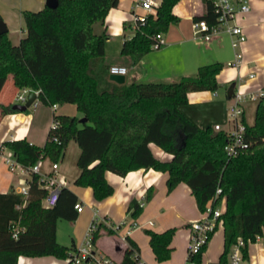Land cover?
<instances>
[{
    "label": "trees",
    "instance_id": "obj_1",
    "mask_svg": "<svg viewBox=\"0 0 264 264\" xmlns=\"http://www.w3.org/2000/svg\"><path fill=\"white\" fill-rule=\"evenodd\" d=\"M178 2L161 0L155 12L147 13L134 36L123 41L122 54L136 63L152 50L156 33L166 31L179 19L174 12ZM118 4V0H58L57 7L24 9L27 33L19 43H14L8 32L0 34V93L11 75L18 89H39L38 98L52 105L77 103L88 118L81 121L78 115L55 114L59 126L50 128L44 145L17 138L4 141L2 146L12 149L17 160L28 166L45 157L58 162L69 140L75 139L80 146L77 165L81 171L74 184L91 186L97 199L115 190L106 179L108 170L126 175L143 166L169 171V190L181 181L187 182L202 211L226 199L220 216L225 249L219 259L226 262L240 236L255 240L264 233V91L254 123L246 122L249 148L229 157L225 148L228 131L212 124L200 127L181 109L189 102L191 90L220 87L217 75L223 63L206 62L196 73L174 81L128 82L112 78L111 64L105 61L110 36L107 31L96 32L94 24L104 21L108 11ZM206 5L205 13L197 18L215 21L212 1L206 0ZM150 142L171 152L172 159L156 157ZM39 177V173H32L28 196L16 189L0 192V264H18L21 254L65 258L73 248L58 240L57 226L62 217L78 218L75 205L79 196L69 185L61 184L56 205L44 206L42 200L48 188L40 184ZM219 187L221 192L217 193ZM154 192L155 188L149 187L144 201L150 200ZM143 205L134 198L128 207L131 216L139 217ZM15 227H19L16 236ZM102 227L110 234L114 232L100 223L96 241ZM176 230L177 227L161 232L145 228L159 261L171 257L174 248L170 244ZM127 241L120 264H132L131 248H138L131 236ZM207 245L190 254L189 259L202 264ZM247 251L246 245L245 255Z\"/></svg>",
    "mask_w": 264,
    "mask_h": 264
},
{
    "label": "crops",
    "instance_id": "obj_2",
    "mask_svg": "<svg viewBox=\"0 0 264 264\" xmlns=\"http://www.w3.org/2000/svg\"><path fill=\"white\" fill-rule=\"evenodd\" d=\"M156 1L161 3V0ZM118 2V5L108 11L104 21L95 22L94 29L98 33L103 31L109 33L110 37L107 39L105 48L106 63L127 65L129 71L125 74L126 81H174L184 75L196 73L200 65L206 62L219 61L224 65L217 75L220 85L225 86L223 93L220 89L219 91L218 89L191 90L188 93L189 102L181 107L182 111L200 127L219 123L222 129H234L235 123L230 119L228 112L235 98L234 95L229 96L228 91L230 85L235 82V92L241 91L246 96L243 102V118L247 123H254L257 104L264 91V0H249L250 10L238 14L237 21L243 25L246 33V39L239 43L238 49L233 47L232 37L228 32L223 31L206 42L195 38L193 21L197 16L205 13L206 0H179L174 6V12L179 19L173 21L163 32L167 42L147 52L136 63L130 56L122 54L121 47L123 41L134 36L136 32L135 15L147 11L139 4V0H118ZM45 5H47L46 0H0V14L7 22L8 35L14 43H19L27 33L24 25L26 24L23 16L24 9L39 10ZM113 40L116 43L119 42L120 54H114L109 49ZM238 51L242 53V62L233 64ZM10 81L9 85H7L8 80L6 81L0 93V146L6 140L17 138H28L32 143L44 145L55 114H78L77 103L67 105L59 102L57 107H54V104L42 102L40 99L37 105L29 106L33 109L14 108L17 102H13V97H16L17 90L20 89L14 85L13 77ZM208 102H214V104L210 105ZM189 107L192 110H189ZM250 119L253 121L250 122ZM150 147L158 158L171 160L173 157L171 152L155 142H150ZM11 151L13 150L7 147L5 153ZM53 162L50 157H45L40 166L42 172H55ZM58 164L56 173L59 179L63 178L61 184L69 185L79 196V200L85 204L84 209L78 211V218L74 219L76 224L81 223L77 236L73 237L71 242L61 243L77 246L85 239V233L94 216L97 215L101 223L113 229L115 233L121 234L123 240L125 236L126 238L131 236L137 242L141 257L142 247L146 245L154 258V261H150L142 257L148 263L164 264L167 261V264H187L191 240L188 224L203 216L197 198L187 182L181 181L173 190H169L167 182L169 171L167 170L143 166V168L128 171L126 175L108 170L106 179L114 185L115 190L110 196L97 199L91 186L74 184L81 168L70 181L59 161ZM31 177L32 173L27 171L19 161L10 165L0 160V192L7 193L12 189L20 192ZM151 186L155 188V192L150 200L144 201V196ZM134 198L144 202L143 210L137 218L131 216L128 210ZM222 202L224 206L221 207L224 209L226 199ZM169 227H177L178 230L170 244L174 249L170 258L159 261L150 245V234L145 231V228L161 232ZM141 229H144V237L137 234V230ZM220 231L223 232L221 235ZM105 233L108 232L105 231ZM179 235L184 238V241L181 244V240H178L177 245L176 240ZM58 240L60 241L59 234ZM224 242V226L219 225L208 242L201 263L218 262L225 249ZM96 243L99 249L118 260L123 259L125 248L128 246L127 240L120 243L113 240L104 241L101 236ZM247 246L248 251L243 264H264V233L255 240H251ZM116 253H121L119 258ZM18 264H67V260L53 254L30 256L21 254Z\"/></svg>",
    "mask_w": 264,
    "mask_h": 264
},
{
    "label": "built area",
    "instance_id": "obj_3",
    "mask_svg": "<svg viewBox=\"0 0 264 264\" xmlns=\"http://www.w3.org/2000/svg\"><path fill=\"white\" fill-rule=\"evenodd\" d=\"M213 4V13L215 16V21H211L209 18H195L193 21V33L194 37L201 39L202 41H210L215 36L220 35L223 31L228 32L232 37V45L235 49H238L239 43L246 39V33L244 32L243 25L237 21L238 14L240 12H247L250 10L249 0H211ZM139 4L147 11L143 14L135 15V27L138 28L140 20L145 19V15L149 12H155L157 6L159 5L156 0H139ZM166 37L163 32H157L154 42L152 43V49L161 47L166 43ZM242 62V53L238 51L236 53V59L233 64H239ZM231 63V62H230ZM110 71L112 73L126 74L129 71L127 65L122 64H111ZM31 89H35L29 86L21 88L16 94V100L18 103H26L29 98V93ZM36 93L39 95L40 90L35 89ZM263 94V93H262ZM235 102L230 106L228 115L230 119L235 123V127L228 131L229 138L225 144V148L229 157L237 156L242 151L249 148L250 141L246 137V121L243 118L244 106L243 102L245 100V94L243 92H235L234 96ZM39 98L35 99L32 105H37ZM57 107V104H54ZM53 124L51 127H58L59 120L55 117L53 118ZM216 129H222L219 123L215 124ZM58 140V138H55ZM6 146H0V160H3L10 165H14L18 162L16 154L11 151L10 153H5ZM43 159H39L33 165L25 166L27 171L30 173L37 172L40 174L39 181L40 184L48 188V192L43 198L44 205L54 206L57 203L60 193L61 183L63 178L59 179L57 177V168L59 166L58 162H53V169L55 172H42L40 166ZM30 186L29 182L20 189V192L27 195L29 194ZM221 192V188L217 189V193ZM76 208L78 211L84 209L85 204L78 200L76 203ZM223 208L221 206L213 207L212 204L208 205L207 209L203 211V216L194 219L189 226L191 231V240L189 244V255L201 250L202 246L207 244L213 233L216 231L219 225H223V219H220ZM90 223L85 239L80 242L77 246L70 249L69 254L65 257L67 264H120L121 260L116 259L114 256L106 253L105 251L97 247L95 240V231L98 229L101 219L97 215ZM19 227H15L14 235L18 234ZM260 236V235H258ZM257 236V237H258ZM126 241V236L124 237ZM251 242V239H246L239 237L235 243H233L230 250L228 260L226 262H215L214 264H243L245 258L244 247ZM131 258L133 259L132 264H150L144 260L138 248H131ZM187 264H198L196 260L189 259Z\"/></svg>",
    "mask_w": 264,
    "mask_h": 264
},
{
    "label": "rangeland",
    "instance_id": "obj_4",
    "mask_svg": "<svg viewBox=\"0 0 264 264\" xmlns=\"http://www.w3.org/2000/svg\"><path fill=\"white\" fill-rule=\"evenodd\" d=\"M26 26V24H24ZM109 49L112 51V53H116V54H120V47H119V42H115L114 40L110 43L109 45ZM111 60V59H110ZM106 61V58H105ZM10 80H12V76L10 75L9 79H8V83L7 85H9V83L11 82ZM225 86L220 85V87L218 88V91L220 89L221 93H223ZM19 91V90H17ZM13 102H18L16 100V97H13ZM64 104L67 105H74L73 103L71 104V102H63ZM208 104L213 105L214 102H208ZM78 108V105H76ZM30 109H33V107H29ZM189 110H192V108H188ZM79 110V109H78ZM74 115V114H73ZM78 115L80 118L83 116L81 114L80 111H78ZM250 122H252L253 120H249ZM65 155L63 158H61V160H59L61 167L63 168V170L66 172V174L68 175V178L70 179V181L73 179L74 176H76L77 171H79V167L77 165V158L80 154V146L78 144V142L75 139H70L69 142L67 143V146L65 148ZM51 162V161H50ZM147 201V200H146ZM219 206H224V203L221 202L219 204ZM81 228V223L76 224L75 220H71L68 218H64L62 217L61 219H59L58 222V234H59V239L60 242H71L73 237L77 236V231H79V229ZM105 231L107 232L106 228L102 227L100 229V233H101V238L108 241H117V242H124L123 238L121 237V234L112 232V234H108L105 233ZM190 231V228H189ZM220 235L223 233L222 231H220ZM178 233V230H177ZM137 234H139L140 237H144L145 232L144 229L141 230H137ZM219 235H217L218 237ZM178 240H181V244L184 241L183 237H180V235L177 237L176 243L178 245ZM142 247V244H141ZM143 252H142V257L143 258H147L150 261H154V258L152 257V252L145 246L142 247ZM151 252V253H150ZM121 255V253H116L117 258H119ZM168 262H164V264H167Z\"/></svg>",
    "mask_w": 264,
    "mask_h": 264
},
{
    "label": "water",
    "instance_id": "obj_5",
    "mask_svg": "<svg viewBox=\"0 0 264 264\" xmlns=\"http://www.w3.org/2000/svg\"><path fill=\"white\" fill-rule=\"evenodd\" d=\"M46 4L48 6H50V7H57L58 0H46ZM5 32H8L7 22H5L4 18L0 14V34L5 33ZM111 77L116 79V80H119V81H124L125 74L123 75V74H118V73H112ZM235 84L236 83L233 82L230 85L229 91H228L229 96L234 95V93H235ZM37 98H38V94L36 93V90L35 89H31L30 93H29V98L26 101V103H18L17 102V103L14 104V108L21 109V110H26L29 106H31L33 104L32 102L35 99H37ZM80 119H81V121H87L88 120V118L86 116H82Z\"/></svg>",
    "mask_w": 264,
    "mask_h": 264
}]
</instances>
